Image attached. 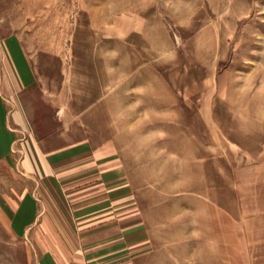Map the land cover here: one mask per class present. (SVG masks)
Returning <instances> with one entry per match:
<instances>
[{
	"label": "rangeland",
	"instance_id": "obj_1",
	"mask_svg": "<svg viewBox=\"0 0 264 264\" xmlns=\"http://www.w3.org/2000/svg\"><path fill=\"white\" fill-rule=\"evenodd\" d=\"M20 58L28 167L0 165V195L41 199L34 134H62L100 157L78 187L117 230L101 244L139 264H264V0H0V93ZM41 248L0 219V264Z\"/></svg>",
	"mask_w": 264,
	"mask_h": 264
},
{
	"label": "crops",
	"instance_id": "obj_2",
	"mask_svg": "<svg viewBox=\"0 0 264 264\" xmlns=\"http://www.w3.org/2000/svg\"><path fill=\"white\" fill-rule=\"evenodd\" d=\"M15 65L14 78L21 82L17 84L18 90L11 93L18 98L12 99L8 90L0 93V165L13 175L19 174L21 168L28 167L26 159L22 161L12 152L20 149L21 142L25 140L17 135L20 130L26 129L27 125L32 127L31 103L26 102L23 95L31 89L34 77L24 59L20 58ZM34 140L39 154L36 161L43 174L44 186L40 185V190L45 193H40L41 199L32 193L20 194V186L17 185L16 189L13 187L7 191L8 195L2 192V223H7L18 237L21 234H34L37 239H43V248L36 254L37 264H139L142 258L133 257L132 245L129 247L131 249L126 247L124 250L118 249L111 241L101 244L102 240L118 234L117 230L108 228L109 223L104 225L108 220L103 217L108 214L101 209L99 193L97 199H85L82 197L85 190L78 187L79 181L84 179L83 173L87 171H96L97 178L100 177L99 161L97 166L79 172L83 169L78 167L79 164L90 162L91 158L100 159L94 156L93 148L87 152L78 151L76 142L69 143L62 134L39 138L34 134ZM18 180L17 177L15 181ZM15 181L12 184L15 185ZM80 195L82 198L79 199ZM133 223L125 228L124 233H138L142 222Z\"/></svg>",
	"mask_w": 264,
	"mask_h": 264
}]
</instances>
